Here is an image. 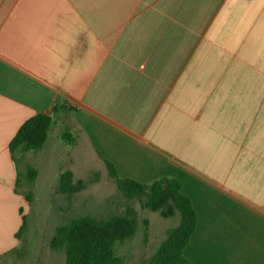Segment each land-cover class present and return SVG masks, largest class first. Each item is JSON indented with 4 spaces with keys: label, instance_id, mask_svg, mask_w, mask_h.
Listing matches in <instances>:
<instances>
[{
    "label": "crops",
    "instance_id": "1",
    "mask_svg": "<svg viewBox=\"0 0 264 264\" xmlns=\"http://www.w3.org/2000/svg\"><path fill=\"white\" fill-rule=\"evenodd\" d=\"M40 112L75 174L81 150L181 180L194 264H264V0H0V255L27 205L10 143Z\"/></svg>",
    "mask_w": 264,
    "mask_h": 264
},
{
    "label": "trees",
    "instance_id": "2",
    "mask_svg": "<svg viewBox=\"0 0 264 264\" xmlns=\"http://www.w3.org/2000/svg\"><path fill=\"white\" fill-rule=\"evenodd\" d=\"M56 108V107H55ZM54 118L50 112H40L26 120L10 143V151L18 166L19 153L39 151L45 146ZM68 144L76 142L70 131L63 134ZM109 175L115 180L119 190L130 199L141 198L144 207L159 212L164 217H173L179 213L180 222L166 231V238L160 243L154 254L142 264H194L184 249L190 241L196 224L197 215L190 198L182 192V181L176 177H162L149 183L134 178H124L118 173L114 163L104 159ZM29 183H35L39 169L27 164ZM20 184V171L18 172ZM84 187L82 180L75 181L73 170H65L60 177L59 189L73 194ZM29 203L33 201L32 192L26 194ZM23 214V208L20 209ZM139 224L138 211L129 206L124 214L109 218H97L84 215L56 228L51 240L54 250H64L65 264H123L124 257L117 254L116 244L135 236ZM149 228V220H145ZM27 225V215L23 214V224L16 233L21 239Z\"/></svg>",
    "mask_w": 264,
    "mask_h": 264
},
{
    "label": "rangeland",
    "instance_id": "3",
    "mask_svg": "<svg viewBox=\"0 0 264 264\" xmlns=\"http://www.w3.org/2000/svg\"><path fill=\"white\" fill-rule=\"evenodd\" d=\"M65 145L53 156L40 151L18 154L21 159L20 190L24 194L32 192L33 201H27L25 206L27 225L20 245L12 252L0 255V264H65L64 250H54L50 244L58 226L84 215L101 219L124 214L129 206L138 211L137 231L134 237L118 242L116 251L124 257L123 264L144 263L166 238L167 229L180 222L179 213L164 217L144 207L141 198H127L108 171L100 168L97 161L91 160L81 150L76 155L77 174L73 172L75 181L82 180L84 187L73 194L61 192V174L69 169L70 159L74 160L69 151L71 148ZM27 161L39 164L40 173L35 183H29L27 178ZM145 220H149V228Z\"/></svg>",
    "mask_w": 264,
    "mask_h": 264
}]
</instances>
